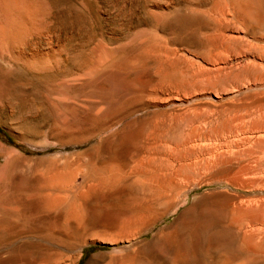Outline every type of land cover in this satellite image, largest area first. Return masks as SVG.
<instances>
[{
  "label": "rangeland",
  "instance_id": "obj_1",
  "mask_svg": "<svg viewBox=\"0 0 264 264\" xmlns=\"http://www.w3.org/2000/svg\"><path fill=\"white\" fill-rule=\"evenodd\" d=\"M262 17L264 0H0V264H264L217 234L228 194L264 205Z\"/></svg>",
  "mask_w": 264,
  "mask_h": 264
},
{
  "label": "bare ground",
  "instance_id": "obj_2",
  "mask_svg": "<svg viewBox=\"0 0 264 264\" xmlns=\"http://www.w3.org/2000/svg\"><path fill=\"white\" fill-rule=\"evenodd\" d=\"M235 4V3H234ZM233 4V5H234ZM237 5V4H236ZM233 7V6H232ZM228 8V7H227ZM235 9V8H234ZM225 10V9H224ZM244 10V9H243ZM242 10V11H243ZM226 11V10H225ZM235 14H236V12H235ZM261 18V17H260ZM262 18H264V17H262ZM261 51V50H260ZM263 51V50H262ZM263 54V53H262ZM262 56V55H261ZM264 57V56H263ZM257 127V126H256ZM254 130V129H253ZM193 131H196V130H193ZM192 131V132H193ZM196 133V132H195ZM199 134V133H198ZM236 134V133H235ZM194 135V134H193ZM197 135V134H196ZM220 135V134H219ZM153 138V137H152ZM190 138V137H189ZM148 139H149V137H148ZM155 139V138H154ZM157 141H158V139H157ZM260 141V140H259ZM258 141V142H259ZM149 142V141H148ZM153 143V142H152ZM174 143V142H173ZM172 147V146H171ZM177 148V147H176ZM163 150V149H162ZM171 150V149H170ZM174 150V149H173ZM176 150V149H175ZM171 152V151H170ZM153 153V152H152ZM156 153V152H155ZM186 153V152H185ZM226 153V152H225ZM229 153V152H228ZM228 153H226V155L228 154ZM223 154H224V151H223ZM134 155V154H133ZM170 155V154H169ZM181 155V154H180ZM179 155V156H180ZM185 155V154H184ZM182 156H183V154H182ZM219 156V155H218ZM222 156V155H221ZM227 157H228V155H227ZM152 158V157H151ZM173 158H174V156H173ZM224 158V157H223ZM116 159H118V157L116 158ZM175 159H176V157H175ZM221 160V159H220ZM172 161V160H171ZM217 161V160H216ZM139 162V161H138ZM147 162V161H146ZM150 162V161H149ZM207 162V161H206ZM210 162V161H209ZM224 161L222 160V163H223ZM228 162V161H227ZM217 163V162H216ZM218 163H219V159H218ZM226 163V162H225ZM136 165V164H135ZM134 165V166H135ZM137 165H139V164H137ZM148 165V164H147ZM154 166V165H153ZM152 165H151V167H153ZM157 166V165H156ZM166 166V165H165ZM181 166V165H180ZM184 166H185V164H184ZM213 166V165H212ZM127 167V166H126ZM133 167V166H132ZM159 167V166H158ZM192 167V166H191ZM200 167H202L201 165H200ZM214 167V166H213ZM101 168V167H100ZM107 168V167H106ZM138 168V167H137ZM180 168V167H179ZM247 168V167H246ZM245 168V169H246ZM121 169V168H120ZM183 169V168H182ZM185 169V168H184ZM135 170V169H134ZM149 170H151V169H149ZM153 170V169H152ZM244 170V169H243ZM107 171V170H106ZM113 171V170H112ZM148 171V170H147ZM154 171H156V170H154ZM192 171V170H191ZM190 171V172H191ZM247 171V170H246ZM111 172V171H110ZM139 172V171H138ZM186 172V171H185ZM193 172V171H192ZM242 172V171H241ZM243 172H245V171H243ZM247 172H249V171H247ZM118 173V172H117ZM116 173V174H117ZM130 173V172H129ZM132 173V172H131ZM136 173V172H135ZM145 174V173H144ZM110 176V175H109ZM123 176V175H122ZM160 176V175H159ZM169 176V175H168ZM177 176V175H176ZM186 176V175H185ZM55 176H53V178H54ZM113 177V176H112ZM115 177V176H114ZM153 177V176H152ZM154 177H157V175L156 176H154ZM194 177V176H193ZM192 177V175L191 176H187V178L189 179V182H190V180L193 178ZM212 177V176H211ZM218 177V176H217ZM215 178V180L216 179H218V178ZM226 177V176H225ZM247 178H248V176H246ZM245 177V178H246ZM255 176H253V178H254ZM262 177V176H261ZM46 178V177H45ZM104 178V177H103ZM159 178V177H158ZM161 178H162V176H161ZM166 178V177H165ZM180 178H183V177H180ZM186 178V177H185ZM186 178V179H187ZM200 177H198V179L197 180H200L199 179ZM201 178H203V177H201ZM210 178V177H209ZM209 178H205L206 180L207 179H209ZM220 178H222V176L220 177ZM244 179L243 178V176H231V177H229L228 176V182H231L232 184H235V185H243V186H249V185H251L253 182V180H255L256 181V177L254 178V179ZM59 179H61V177L59 176ZM111 179V178H110ZM153 179V178H152ZM151 179V180H152ZM187 179V180H188ZM200 180V182H199V185L201 184H206V183H208V182H205L206 180ZM224 179H226V178H224ZM63 180H64V178H63ZM112 180V179H111ZM155 180H157V183L158 184H162V185H164L165 186V184H164V182H162V180H164V177H163V179L162 180H160L162 183H160V181L156 178ZM172 180V179H171ZM179 180H181V179H179ZM196 180V179H195ZM196 180V181H197ZM212 180V179H211ZM211 180L209 181V182H211ZM215 180H213V182L215 181ZM259 180V179H258ZM74 181V180H73ZM106 181V180H105ZM122 181V180H121ZM165 181H167V179L165 180ZM174 181H175V179H174ZM221 181H222V179H221ZM227 181V180H226ZM254 181V182H255ZM43 182V181H42ZM63 182V181H62ZM148 182H149V180H148ZM156 182V181H155ZM172 182V181H171ZM179 182V181H178ZM188 182V181H187ZM193 182V181H192ZM212 182V183H213ZM217 182V181H216ZM73 183V182H72ZM71 183V184H72ZM101 183V182H100ZM110 183V182H109ZM150 183V182H149ZM191 183V182H190ZM197 183V182H196ZM230 183V184H231ZM58 184H60V183H58ZM64 184V183H63ZM99 184V183H98ZM118 184V183H117ZM116 184V185H117ZM151 185H152V181H151V183H150ZM157 184V185H158ZM211 184V183H210ZM92 185H93V183H92ZM97 185V184H96ZM95 185V186H96ZM102 185V184H101ZM100 185V186H101ZM114 185V184H113ZM161 185V186H162ZM200 185V186H201ZM56 186H58V185H56ZM63 186V185H62ZM104 186V185H103ZM145 186V185H144ZM143 186V187H144ZM149 186V185H148ZM155 186H156V184H155ZM154 186V187H155ZM163 186V187H164ZM181 186V185H180ZM254 186V185H253ZM47 187V186H46ZM52 187V186H51ZM53 187H54V185H53ZM105 187V186H104ZM103 187V188H104ZM121 187V186H120ZM163 187H160V185H159V188L158 189H161V188H163ZM173 187H175V186H173ZM48 188V187H47ZM92 188V187H91ZM100 188V187H99ZM251 188V187H250ZM49 189H50V187H49ZM55 189V188H54ZM64 189V188H63ZM101 189V188H100ZM154 189V188H153ZM167 189V188H166ZM172 189V188H171ZM90 190V189H89ZM96 190V189H95ZM94 190V191H95ZM148 190H149V188H148ZM151 190V189H150ZM155 190H156V188H155ZM86 190H84V193H86L85 192ZM91 191V190H90ZM90 191H88V192H90ZM93 191V190H92ZM97 191H98V189H97ZM153 191V190H152ZM151 191V192H152ZM157 191V190H156ZM164 191H165V189H164ZM171 191V190H170ZM211 191V190H210ZM74 192V191H73ZM83 192V191H82ZM149 192V191H148ZM161 192H163V190L161 191ZM61 193V192H60ZM67 193V192H66ZM95 193V192H94ZM158 193L160 194V191H158ZM157 193V194H158ZM207 193V192H206ZM205 193V194H206ZM77 194V193H76ZM210 194V193H209ZM212 194V193H211ZM228 194V193H227ZM89 195H91V193L89 194ZM150 195V196H149ZM161 195V194H160ZM178 195V194H177ZM214 195H216V194H214ZM229 195V197H226V198H223V196H221L223 199H225L224 200V202H223V204L226 206V208H225V206H224V209H228V212H229V218L227 219L228 221H226L227 223L224 225V227L222 228V229H220V230H217V231H219L217 234H218V236H222V237H225V236H227V235H225L226 234V232H225V230H227V231H229L230 229H232V231L234 230L235 232H236V236H237V245H236V247L235 248H233V249H231V247H230V245H228V243L229 242H227V243H223L222 245L220 244L219 246V248H220V250H223L224 252L225 251H232L233 253H236V254H241L242 255V253H244V252H249V253H252V254H255L256 256L257 255H259L261 258H264V209H261V207L263 208L264 207V205L263 206H261V207H259L258 206V204H256V202L254 203L253 202V204H252V202H251V204L250 205H247V203H246V206L245 205H243L242 203H239V202H237V200L235 199L236 198V196H234L233 198L232 197H230V196H232L231 194H228ZM227 195V196H228ZM58 196H61V195H58ZM58 196H57V198L56 199H59L60 200V198H58ZM86 196V195H85ZM92 196V195H91ZM119 196V195H118ZM152 195L149 193L148 194V198H146V199H148L147 200V202H149V198L151 197ZM159 198H161L159 195H157ZM205 196V195H204ZM152 197H154V196H152ZM156 197V196H155ZM154 197V198H155ZM165 197V196H164ZM163 197V198H164ZM166 197H167V195H166ZM169 197H170V195H169ZM168 197V198H169ZM173 197V196H172ZM171 197V198H172ZM200 197V196H199ZM225 197V196H224ZM78 198V197H77ZM93 198V197H92ZM94 198H95V196H94ZM171 198H169V199H164L165 200V202L167 203V204H171L173 201H175V200H171ZM186 198V197H185ZM220 199V200H223V199ZM49 199V198H48ZM80 199V198H79ZM83 199V198H82ZM126 199H129V197L128 198H126ZM152 199V198H151ZM156 199V198H155ZM94 200V199H93ZM145 200V199H144ZM153 200V199H152ZM219 200V201H220ZM234 200H236V201H234ZM240 200V199H239ZM261 200V199H260ZM51 201V200H50ZM67 201H68V199H67ZM77 201V200H76ZM75 201V202H76ZM178 201V200H177ZM61 202V201H60ZM60 202L58 203V204H60ZM63 202V201H62ZM122 202V201H121ZM127 202V201H126ZM146 202V203H147ZM164 202V201H163ZM164 202V204H166ZM264 202V201H263ZM13 203V202H12ZM71 203V202H70ZM143 203V202H142ZM153 203V202H152ZM176 203H178V202H176ZM257 203H259L258 201H257ZM57 204V205H58ZM72 204V203H71ZM223 204L221 205V206H223ZM256 204V205H255ZM61 205V204H60ZM66 205V204H65ZM76 205H77V203H76ZM140 205H142V204H140ZM173 205V204H172ZM172 205H170V206H172ZM192 205V204H191ZM51 206H53V205H51ZM165 206V205H164ZM175 206V205H174ZM76 207V206H75ZM74 207V208H75ZM79 207V206H78ZM123 207V206H122ZM209 207V206H208ZM207 207V208H208ZM220 207V206H219ZM70 208V207H69ZM82 208V207H81ZM85 208V207H84ZM121 208V207H120ZM124 208V207H123ZM168 208H174L173 206L172 207H168ZM191 208V207H190ZM206 207H204L203 209L204 210H206L205 209ZM127 209V208H126ZM210 209V208H209ZM209 209H207V210H209ZM158 210V209H157ZM78 211H80L79 209H78ZM167 211V210H166ZM129 212V211H128ZM157 212V211H156ZM170 212V211H169ZM135 213V212H134ZM136 213L139 215V213L136 211ZM168 213V212H167ZM197 213V212H196ZM137 214H136V216H137ZM141 214V213H140ZM146 215V214H145ZM142 216V215H141ZM141 216H137V217H141ZM144 216V215H143ZM79 217H81V216H79ZM128 217H130L129 218V220L131 219L132 220V218L133 217H135V215L133 214V217L132 216H127V218ZM132 217V218H131ZM162 217H163V215H162ZM76 218V217H75ZM150 218V217H149ZM78 219V218H77ZM80 219V218H79ZM124 218H122L121 220H123ZM142 219V218H141ZM151 219V218H150ZM224 219V218H223ZM129 220H127L126 222H127V224L130 222ZM133 220H134V218H133ZM136 220H138V218L137 219H135V222H136ZM143 220V219H142ZM141 220V221H142ZM147 220V219H146ZM145 220V221H146ZM210 220V219H209ZM129 221V222H128ZM201 221V220H200ZM199 221V222H200ZM124 222H125V219H124ZM125 222V223H126ZM132 222V221H131ZM131 222H130V225L132 226V224L134 225L135 223L133 222L132 224H131ZM138 222V221H137ZM251 223V224H255V225H260L261 227L260 228H258V229H250V228H247V226H246V224L247 223ZM141 223V222H140ZM120 224H122V223H120ZM138 224V223H137ZM224 224V223H223ZM136 225V224H135ZM135 225L134 226H132L133 228L135 227ZM139 225V224H138ZM145 226V225H144ZM207 226H208V224H207ZM85 227H86V224H85ZM129 227V224L128 225H126V229ZM141 227H143V226H141ZM140 227V228H141ZM204 227V226H203ZM117 228V227H116ZM125 228V227H124ZM133 228L131 229L130 228V230H132L133 231ZM137 228V227H136ZM135 229V228H134ZM148 229V228H147ZM191 229V228H190ZM204 229V228H203ZM131 231V232H132ZM139 232H140V230H139ZM144 232V231H143ZM215 232H216V230H215ZM121 233V232H120ZM120 233L118 232L117 234L118 235H120ZM214 233V232H213ZM123 234V233H122ZM124 234H126V233H124ZM139 234V233H138ZM217 234H215L216 236H217ZM214 235V236H215ZM121 236V235H120ZM211 236V235H210ZM203 238H204V236H202ZM109 238V237H108ZM209 238V237H208ZM105 239V238H104ZM210 239H211V237H210ZM222 239V238H221ZM221 239H220V241H221ZM225 239V238H224ZM121 240V239H120ZM140 240V239H139ZM176 240V239H175ZM203 241H202V243H204V239H202ZM209 240V239H208ZM114 241H116L115 239H114ZM205 241H206V239H205ZM217 241H219V240H217ZM224 241V240H223ZM227 241V240H226ZM219 243V242H218ZM130 246V245H129ZM202 246V245H201ZM208 246H209V243H208ZM204 248H205V246H204ZM209 248V247H208ZM207 248V246H206V248H205V250L203 251L202 249V252H203V254L204 255H207L208 254V252H209V249ZM217 248H218V246H217ZM210 253V252H209ZM226 253V252H225ZM249 253H247V254H249ZM104 254V253H103ZM182 254H184V253H182ZM251 254V255H252ZM107 255V257L109 256V254H106ZM105 255V256H106ZM202 255V254H201ZM221 255V254H220ZM98 256V255H97ZM100 256H102V254L100 255ZM104 256V257H105ZM183 256V255H182ZM222 256V255H221ZM103 257V256H102ZM254 257V256H253ZM109 258V257H108ZM95 259V258H94ZM102 260H104V258L102 259ZM101 260V261H102ZM99 261V260H98ZM135 262V261H134ZM176 262V261H175ZM180 262H181V260H180ZM227 262V261H226ZM178 263V262H177ZM222 263V262H221ZM229 263V262H228ZM99 264V263H98ZM134 264V263H133ZM213 264V263H212Z\"/></svg>",
  "mask_w": 264,
  "mask_h": 264
}]
</instances>
